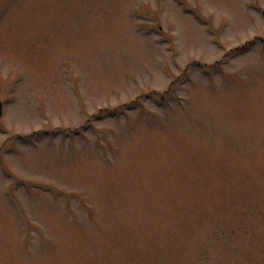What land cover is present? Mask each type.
Wrapping results in <instances>:
<instances>
[{
	"label": "rangeland",
	"instance_id": "374dc122",
	"mask_svg": "<svg viewBox=\"0 0 264 264\" xmlns=\"http://www.w3.org/2000/svg\"><path fill=\"white\" fill-rule=\"evenodd\" d=\"M264 0H0V264H264Z\"/></svg>",
	"mask_w": 264,
	"mask_h": 264
},
{
	"label": "water",
	"instance_id": "95a60500",
	"mask_svg": "<svg viewBox=\"0 0 264 264\" xmlns=\"http://www.w3.org/2000/svg\"><path fill=\"white\" fill-rule=\"evenodd\" d=\"M2 116V104L0 103V118Z\"/></svg>",
	"mask_w": 264,
	"mask_h": 264
}]
</instances>
